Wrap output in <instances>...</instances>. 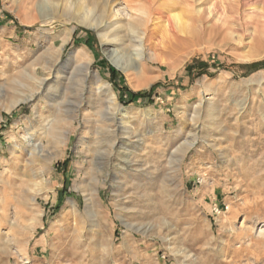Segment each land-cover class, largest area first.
<instances>
[{"label":"rangeland","instance_id":"rangeland-1","mask_svg":"<svg viewBox=\"0 0 264 264\" xmlns=\"http://www.w3.org/2000/svg\"><path fill=\"white\" fill-rule=\"evenodd\" d=\"M242 25L194 30L129 79L48 2L0 0V264H264V40ZM33 68L46 85L3 110ZM26 179L41 192L22 216Z\"/></svg>","mask_w":264,"mask_h":264},{"label":"bare ground","instance_id":"bare-ground-1","mask_svg":"<svg viewBox=\"0 0 264 264\" xmlns=\"http://www.w3.org/2000/svg\"><path fill=\"white\" fill-rule=\"evenodd\" d=\"M44 2H48L57 13L63 14L66 20H72L92 29L100 40L105 58L128 78L131 73L143 72L146 65V57L155 59L162 51L171 50L175 45L179 46L186 42H194V39L197 38L194 30L200 33V30L206 26L219 28L222 31H226L227 35L231 33L232 36L238 28L243 26L242 23L244 22V33L247 34L249 40H264V12L258 13L250 10L251 5L254 7L259 5L264 11V0H59V2L56 0H44ZM249 6L250 8H248ZM238 33L237 31L236 34ZM67 39L68 34L61 39L60 46L55 48V54L59 53ZM82 53V50L76 52V61L81 58ZM124 55H128L131 59L126 66L120 62ZM44 64H48V66L44 65L42 69H45L50 74L53 64L48 63V61H45ZM36 68H33L31 73L25 74L29 80L24 85L25 89L23 91L20 90L12 97L7 102L8 104L2 107L3 110L11 111L21 101L31 98L46 85L48 77L37 75ZM95 77L99 81L97 74ZM57 78L58 76L56 75ZM59 81L57 79L56 83L58 84ZM102 86L107 102L115 106V110L109 114L108 120L114 122L119 129H122L127 134L130 130L129 121L127 120L128 112L120 109L116 104L114 92L110 91V88L107 87L108 85L103 83ZM55 103L58 104L59 102L56 101ZM29 137L31 136L29 135ZM28 146L29 162L32 163L35 148L32 144ZM39 170L40 174L35 172L40 181H42L44 173L42 169ZM22 183L24 187L20 188L21 191L16 197L19 201L17 202L22 206L19 209H21L20 212L22 211L23 216L32 213L31 211L37 202L38 192H41V188H39L41 185L39 181L32 183L29 179L22 181ZM11 192L13 191L11 190ZM70 206L71 209H74V202H70ZM7 222L12 227L18 225L19 219L15 215L10 216L8 214ZM126 225L131 227V225ZM0 234H2L1 229ZM257 235L264 236V225L258 227ZM3 241L5 244V242L13 241V238L6 235ZM11 249L13 250V248ZM24 250L22 246H17L13 252L18 258L24 259L26 258Z\"/></svg>","mask_w":264,"mask_h":264},{"label":"trees","instance_id":"trees-1","mask_svg":"<svg viewBox=\"0 0 264 264\" xmlns=\"http://www.w3.org/2000/svg\"><path fill=\"white\" fill-rule=\"evenodd\" d=\"M136 96H141V95H139V94H136Z\"/></svg>","mask_w":264,"mask_h":264}]
</instances>
